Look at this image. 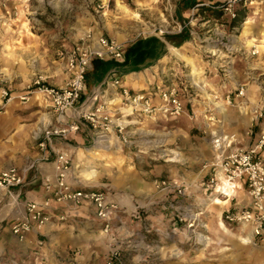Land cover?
<instances>
[{
	"label": "rangeland",
	"instance_id": "obj_1",
	"mask_svg": "<svg viewBox=\"0 0 264 264\" xmlns=\"http://www.w3.org/2000/svg\"><path fill=\"white\" fill-rule=\"evenodd\" d=\"M120 2L126 9L120 7ZM197 2L187 8L183 0H32L30 20L23 13L15 16L0 8V89L9 88L14 95L0 116V171L18 166L32 142L38 147L41 132L57 124L54 109L42 94L35 93L27 102L20 95L37 75L44 76L50 85L65 84L67 72L61 52L71 48L88 29L116 38L127 47L141 38L156 35L164 39L166 34L187 30L188 40L180 45L167 41L168 52L162 61L139 72L136 88H148L156 81L174 78L171 72L198 79L200 87L187 91L196 115L170 120L134 118L128 128L129 142L119 139L112 144L92 142L90 148L97 153H88L86 164L80 166L82 170L78 174L87 182L84 188L104 190L111 201L117 194H167L169 199L159 200L157 206L165 212H175L173 233L176 229L184 232L190 226L186 207L194 205L210 208L213 213L223 210L225 213L226 208L237 203V198L223 205L214 203L215 195L208 188L210 172L205 164L216 154L212 141L217 129L242 133L243 139L238 144L244 143L250 111L214 108L210 92L227 82L231 89L247 84L251 98L264 93V57L253 58L249 54L254 42L264 43V0ZM233 14L239 18L237 22L233 21L236 18ZM249 16L253 22L245 34L243 25ZM230 46L238 51L228 50ZM173 47L180 48L184 57L178 56ZM227 61H231L230 76H225ZM89 79L91 84L96 80L94 76ZM91 91L88 86V94ZM189 108L192 111V106ZM91 169L96 170L94 174L86 175ZM162 180L171 186L159 187ZM179 189L183 190L182 194ZM126 220L129 224L130 220ZM111 223L110 234L105 233L103 223L88 226V238L95 242L92 249H101L97 262L93 260L89 264H103L116 237L122 249V264H144L126 258L127 230L118 216ZM224 223L229 231L223 227L210 230L201 224L198 259L183 264H264V243L244 244L240 237L248 234L238 225ZM202 236H209L211 241L204 243Z\"/></svg>",
	"mask_w": 264,
	"mask_h": 264
},
{
	"label": "built area",
	"instance_id": "obj_2",
	"mask_svg": "<svg viewBox=\"0 0 264 264\" xmlns=\"http://www.w3.org/2000/svg\"><path fill=\"white\" fill-rule=\"evenodd\" d=\"M32 0H0V8L7 14L19 16L22 12L30 19ZM10 8V9H7ZM226 9H230L226 7ZM236 14H233L235 17ZM163 34V32H161ZM231 49L238 51L234 46ZM127 45L104 34L88 29L69 49L61 52L66 64L67 79L63 85H50L42 75L34 76L20 95L27 102L35 93H40L50 103L56 114L57 124L45 128L38 136L41 160L48 161L51 153L55 156V178L44 179L48 194L43 201H30L25 214L12 226V232L21 242L28 239L36 229L48 224L52 216L49 212L52 203L73 202L76 205L90 203L95 207L96 216L104 223V231L110 234L111 221L118 210V204L111 201L104 190L94 188H74V161L72 154L59 146L82 130L86 124L94 131V142L110 143V136H116L124 143L129 142L128 128L135 117L152 120L176 119L184 115H196L193 100L187 91L200 87L195 79L176 75L156 81L148 88L136 90L128 86L120 66H114L105 79L88 92L87 79L95 60H113L117 63L126 58ZM249 54L253 58L264 57V43L254 42ZM231 61H227L225 76H230ZM227 82L222 88L210 92L214 108L236 107L240 112L250 111V126L245 134L252 137L255 129L259 133L251 144L242 146L238 133H227L217 129L214 132L212 147L213 159L205 164L210 172L208 188L219 197L234 200L243 190L247 199L240 205L229 207L223 220L228 224L240 226L252 242L264 243V93L256 98L248 95V85L241 83L234 89ZM196 93V92H195ZM14 99L9 88L0 89V116ZM254 99V100H253ZM219 104V105H218ZM189 105L192 106L190 111ZM27 168L10 166L0 172V204L8 199L19 203L21 188L26 182ZM159 187L169 188L170 182L162 180ZM179 193H183L179 189ZM218 196V197H217ZM209 237V236H207ZM45 245L42 238L37 241L36 254ZM123 255L119 244L113 240L109 254L103 264H122Z\"/></svg>",
	"mask_w": 264,
	"mask_h": 264
},
{
	"label": "crops",
	"instance_id": "obj_3",
	"mask_svg": "<svg viewBox=\"0 0 264 264\" xmlns=\"http://www.w3.org/2000/svg\"><path fill=\"white\" fill-rule=\"evenodd\" d=\"M28 20L30 19L28 18ZM165 55L156 62L162 61ZM62 60L65 64L63 58ZM156 62L143 69L153 67ZM94 67L93 62L89 74L94 71ZM141 70L131 72L122 70L128 86L138 89L136 88L138 85H135L133 80H136ZM65 71L67 72L66 64ZM107 73L100 79H93L95 80L93 84L89 79L93 76L88 77L87 85L92 91L105 79ZM131 76L134 77L133 80L129 78ZM145 84L147 85L148 82L146 81ZM259 131L260 127H257L255 134L252 137H245L242 145L251 144ZM239 135L240 139H243V134ZM116 141H118L116 136H110L111 144ZM92 142H94V131L90 125L86 124L68 141L58 144L73 156L74 177L72 181L75 189L84 188L87 183L82 174H78V172L81 173L80 166L86 164V156L93 150L90 148ZM31 144L18 166L15 165L19 168H27L26 182L21 188L19 203H10L6 199L3 204H0V260L2 264H11L9 260H13L12 264H89L93 260L97 262L101 249H92L95 242L88 238L90 236L88 226L102 224L103 221L97 218L95 207L90 203L76 205L73 202L61 204L54 201L49 210L52 219L48 224L36 229L24 242L19 241L13 234L12 226L25 214L27 202L43 201L48 194L43 184L44 179L50 177L54 180L55 178V156L51 153L50 160L40 161L39 147L35 148L33 142ZM30 160H33L31 165H29ZM241 197L242 200L247 199L243 190L238 192L237 203L233 206L241 204L242 200L239 201ZM171 198L173 199V197ZM161 199L167 201L169 197L167 194H117L112 199L118 204L115 216H118L123 223L122 227L125 226L127 230L124 234L126 258L135 263L142 261L144 264H183L184 261H196L199 256L197 245L199 244L198 232L201 224H206L210 230L222 228L220 223L221 220L223 221L224 210L222 213H213L210 208H200L194 205L186 207L190 226L185 227L184 232L179 233L176 229L173 233L175 212H165L160 206H157ZM171 204L169 202L170 206ZM181 209H184L183 205H181ZM127 218L130 220L129 224ZM115 222L119 225V221L115 220ZM182 226H185L184 223ZM140 227H143L142 231ZM40 237L45 240V245L39 254H36L37 241ZM114 239L118 243V238Z\"/></svg>",
	"mask_w": 264,
	"mask_h": 264
},
{
	"label": "trees",
	"instance_id": "obj_4",
	"mask_svg": "<svg viewBox=\"0 0 264 264\" xmlns=\"http://www.w3.org/2000/svg\"><path fill=\"white\" fill-rule=\"evenodd\" d=\"M187 2L186 7H194L199 2L197 0H183ZM213 1V0H210ZM219 2H215L217 5ZM234 22H237L239 18L235 16ZM190 38V32L183 30L177 34H166L165 38L153 35L145 38H141L134 42L128 47L126 52V58L123 62H115L113 60H95L94 61V71L89 74L97 79H100L105 75L112 67L120 66V68L125 72L139 71L144 67H147L155 63L160 57L165 55L168 51L167 41L171 43H177V45L182 44L184 41Z\"/></svg>",
	"mask_w": 264,
	"mask_h": 264
},
{
	"label": "bare ground",
	"instance_id": "obj_5",
	"mask_svg": "<svg viewBox=\"0 0 264 264\" xmlns=\"http://www.w3.org/2000/svg\"><path fill=\"white\" fill-rule=\"evenodd\" d=\"M120 7H122V8H124V9H126V7L120 2ZM23 14H24V12H22ZM253 22V17L252 16H249L247 19H246V21L244 22V25H243V27H244V29H243V32L245 33V34H248L249 33V28H250V25H251V23ZM173 49V51L178 55V56H180V57H184V55H183V53L181 52V49L180 48H177V47H173L172 48ZM190 62L192 63V60L190 59ZM194 66V65H193ZM195 69V68H194ZM195 72V71H194ZM131 80H133V78L134 77H129ZM139 80H141V78L139 79ZM196 81L198 82V79H196ZM133 82H134V84L136 85H138L139 84V81H137V79L135 80H133ZM205 87L203 86L202 87V89H204ZM206 89H204V93L206 92L205 91ZM207 94V93H206ZM16 97V96H15ZM219 105V104H218ZM11 106H12V104H11ZM224 106H221V108H223ZM215 132V131H214ZM213 132V133H214ZM97 147H99V146H97ZM91 152H93V153H97V151L96 150H91ZM96 170H94V169H91V170H88V171H86L85 172V174L86 175H90V174H94V172H95ZM229 200L228 199H222V197H219L218 199H217V201H214V203H216V204H226L227 202H228ZM221 226L224 228V229H226L227 231H229V229L227 228V226H226V224L224 223V221H222L221 220ZM241 239H242V241H243V243L244 244H249V243H253L252 242V240H251V235L249 234V235H247V236H245V237H240ZM201 239H202V241L205 243V242H210L211 241V238L210 237H207V236H202L201 237Z\"/></svg>",
	"mask_w": 264,
	"mask_h": 264
}]
</instances>
